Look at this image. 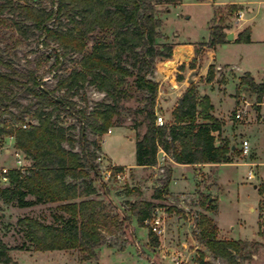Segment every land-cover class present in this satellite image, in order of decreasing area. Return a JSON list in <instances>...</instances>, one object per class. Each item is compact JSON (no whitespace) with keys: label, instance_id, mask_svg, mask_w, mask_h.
Listing matches in <instances>:
<instances>
[{"label":"trees","instance_id":"16d2710c","mask_svg":"<svg viewBox=\"0 0 264 264\" xmlns=\"http://www.w3.org/2000/svg\"><path fill=\"white\" fill-rule=\"evenodd\" d=\"M181 2L0 0V45L3 44L0 66H7L10 50L37 35L38 46L49 50L44 60H54L52 78L56 80L50 89L43 85L36 70L13 75L0 73V145L4 138H12L14 148L30 164L24 170L8 171V185L0 188V200L5 204L15 203L19 208L52 204L62 212H51L53 224L30 217L18 219L24 241L12 248L0 237V264L13 263L10 257L13 250H78L84 254V260L95 259V251L105 242V233L121 230L124 225H131L133 219L139 227H144L151 219L155 208L151 201L128 202L121 215H109L102 202L88 199L97 193L96 152H101L102 138L111 128H122L130 122L135 133L136 167L157 166L160 151L180 165L232 162L231 153L235 148L216 141L222 123L211 114L213 106L209 97L199 99L193 84L177 100L171 121L162 127L156 125L159 89L154 80L156 65L158 61L171 59L174 48L170 43L157 44L162 38L160 8L166 6L167 12L169 6L176 7ZM5 29H10L12 35L6 37ZM249 35L246 29L239 34L237 42H250ZM226 37L224 29L211 25L208 41L202 47L223 44ZM203 52L204 48L195 51L196 62H201ZM59 66L62 68L58 69ZM214 79V65H210L205 81L210 84ZM242 79L243 85L261 102L264 82L256 83L249 74ZM87 88L103 95L93 107L85 101ZM18 92L31 97L29 106L13 101ZM75 97L83 102V107ZM129 102L136 106L127 107ZM11 104L17 114L10 110ZM4 115L8 118H3ZM64 118L72 119L77 127L65 125ZM140 128H144L143 134L138 132ZM88 132L93 140H89ZM123 171L121 167H113L112 174ZM165 174L154 200L168 195L171 167L165 169ZM136 193L140 194L135 187L127 190V195ZM204 204L208 205L207 210L216 211L210 197L205 198ZM196 227V241L214 260L225 264L250 261L259 246L256 242L218 239V228L206 215H200ZM148 239L151 246L158 245L150 230ZM197 264L209 263L202 254Z\"/></svg>","mask_w":264,"mask_h":264},{"label":"rangeland","instance_id":"374dc122","mask_svg":"<svg viewBox=\"0 0 264 264\" xmlns=\"http://www.w3.org/2000/svg\"><path fill=\"white\" fill-rule=\"evenodd\" d=\"M44 5L48 8L52 7V4ZM247 7L254 10L249 17L253 36L264 40V0H182L178 8L169 6L167 12H165L166 6L160 8L163 26L162 38L157 40V44L174 43L179 39L181 42L193 44L194 52L198 49H206L202 44L208 41L211 25L229 32L248 29L244 26L249 13ZM213 11L216 12L215 16ZM3 33L6 37L12 35L10 29H5ZM37 39L35 35L10 50L11 55L7 56L6 60L7 66H0V73L13 75L36 70L43 85L52 89L56 83L52 78L54 60L52 58L44 60L43 56L47 55L49 50L41 49ZM0 47L2 48L3 44ZM240 55L243 58L242 68H249L254 76L256 73L260 77L264 70V44L257 46L219 44L205 52L200 63L195 61L194 56L188 66L182 64L177 68L178 72H174L176 81L178 78L185 81L189 71L192 73L197 71V75L192 80L198 98L208 95L214 108L212 115L222 123V130L220 135L216 136V141L235 147L234 152L231 153V163L201 164L194 167L180 165L173 170L170 162L160 160L155 169L137 170L135 145L132 139L135 140V133L131 130L129 121L122 128L111 129L112 133L104 137L101 147L113 163L131 169L125 168L123 173L113 175V166L108 159L106 160L102 151L96 152L95 163L99 177L94 181V185L97 193L88 199L102 202L104 211L109 215L115 213L121 215L123 209L127 208L125 204L128 202H153L155 208L152 215H160L164 220V242L177 251L184 250L188 258L187 264H197L202 254L209 264H225L222 260H214L196 241L195 235L198 233L196 221L200 215H206L213 221L218 228L220 240L250 241L259 244L255 254L260 258L254 256L250 261H241V264H264V126H261L264 125V97L258 102L256 95L241 82L244 80L243 76L237 77L230 67L214 66L216 80L210 84L205 81L207 72L204 76H200L198 72L199 68L200 72L206 71L211 64L235 65ZM174 66L173 62L167 64V71L160 66L159 72L164 76H170ZM60 68L62 66L58 67ZM258 69L262 71H257ZM257 72L260 74L258 75ZM160 82L168 93V85H170L168 81H163L160 77ZM260 82H264V77ZM185 84L187 87L191 85L187 82ZM102 98L103 95L92 88L85 90V101L89 107H93ZM30 100L31 97L25 92H18L13 98L14 102L22 106H29ZM74 100L83 107L82 101L76 97ZM126 106L133 108L136 104L129 102ZM10 110L15 114L18 113L13 104ZM30 110H33V106ZM158 114L167 124L170 122L166 110L161 109ZM237 114L241 115L240 119L236 118ZM29 116L30 114L25 119ZM3 118L7 119L8 115H4ZM64 123L77 127V124L69 118H64ZM138 132L143 134L144 128H140ZM87 134L89 140L94 139L89 132ZM245 135L251 138V143ZM244 142L249 146L247 154L242 152ZM18 161L20 164H17ZM29 165V161L14 148V140L4 138L0 145V169L24 170ZM167 167L172 169L168 195H163L161 200H154L155 191L162 187V182L166 178ZM250 170L252 179H248ZM7 185L8 183H0V188ZM102 187L107 189L108 194ZM132 187L137 188L140 194L127 195V190ZM207 197H210L216 205V211L207 210V204L202 206ZM56 207L57 205L48 204L19 208L15 203L5 204L0 200L2 241L12 248L20 246L24 238L17 226V220L30 217L44 224H53L51 212L62 214ZM156 210L158 213L154 214ZM148 230L149 226L139 227L134 219L131 225H124L121 230L112 229L111 233L104 234L105 242L95 251L96 258L91 260H84V254L78 250L50 252L13 250L10 252V257L12 264H170L159 258L163 250L160 248L162 239L158 241L157 246H151ZM259 240L262 241L257 242ZM173 250L170 249L169 254Z\"/></svg>","mask_w":264,"mask_h":264},{"label":"crops","instance_id":"0c3cea01","mask_svg":"<svg viewBox=\"0 0 264 264\" xmlns=\"http://www.w3.org/2000/svg\"><path fill=\"white\" fill-rule=\"evenodd\" d=\"M234 5H236V4H234ZM222 6H224V5H222ZM237 6H239V5H237ZM178 7H179V5L176 6V8H178ZM214 7H218V6H214ZM247 11L249 13H248V15L246 17L244 26H246L249 29V31H250V35H249L250 42H248V43H239V42H237V39H238L239 34H241L244 29H242V30H240L238 32H234V31L229 32V31L224 30V33L226 34V36L229 35V34H232L233 35V38H232V41H228L227 40V37H226L225 42L223 44H220V45L225 46V45H236V44H239V45H246V46L247 45L248 46H257L259 44L260 45L261 44H264V40L259 39V38H255L253 36V32L251 31L250 26H249V17H250L251 14L254 13V10L252 8H250V7H247ZM213 13H214V11H213ZM170 44H173L174 45L173 53H172V58L169 59V60L158 61L157 62V65H156L155 76H154V80L159 85L158 97H157V101H156V113H158V111H160L161 109L166 110V116H167V118H168L169 121H171V111H172L173 107L175 106L177 100L182 96V94L187 89V85L185 84V82L188 83L189 76L192 73V71H189L188 72L187 79H185V81L182 80L180 82V81H176V77L174 75V72H178L177 71V68L180 65H182V64H185L186 66H188V64L192 61V59H194V56H195L194 45L193 44H189L187 42H181L179 39H177V41H175L174 43H170ZM209 50H211V48L204 49L203 55L205 54V52H208ZM203 55H202V57H203ZM242 59H243L242 58V55H240L238 57V59H237V64H235V65H229V64H224V65H220V64L219 65H214V64H211V65H214V66H217V67H230L234 71V74L237 75V77L244 76L245 74H249L250 77L256 83H258V82L261 83L260 80L264 77V70L262 71V70H259L258 69L257 71H262L263 73L261 74L260 77L257 76L256 73H255V76H254L253 73L251 72V70L249 68H242ZM171 62L175 63V66L173 67V69H171V72H172L171 75L170 76H164V75H162L159 72L160 66L167 71V64L169 65V63H171ZM207 69H206V71L200 72V68H199L198 69V72H199L200 76H204V74L207 72ZM259 74H260V72L258 73V75ZM160 77H162L163 81L166 80V81H168V84H170V85H168V90H169L168 93L165 92V88H162V83L160 82ZM214 80H216V79H214ZM206 96H208V95H206ZM212 112H213V110H212ZM212 112H211V114H212ZM261 126H264V125H261ZM111 129H113V128H111ZM111 129H110V133H107V134H105L103 136L102 143H103L104 137L106 135H109V134L112 133ZM247 138L250 140V143H251V141H252L251 138H249V137H247ZM132 139L134 141V138H132ZM101 151H102V154L104 155V157L107 160L108 157L103 152L102 147H101ZM158 157H159L158 162L160 163V160H162V154L160 153ZM163 159H164L163 161H168V162H170L172 164L173 170H175L178 166H180V164H175L169 157H164ZM108 162H110V164L113 167H121L123 169L130 168V167L119 166V165L113 163L110 159H108ZM181 166H183V165H181ZM187 166H190V165H187ZM194 166H197V165H194ZM194 166H190V167H194ZM155 167L144 168V167H136L135 166V168L137 170L138 169H155ZM170 188H171V186H170ZM263 215H264V213H263ZM261 241L262 240H259L257 242H261ZM246 242H250V241H246ZM256 255L257 254H254L252 256V258L254 256H256ZM256 257H259L260 258L259 255L256 256Z\"/></svg>","mask_w":264,"mask_h":264},{"label":"built area","instance_id":"2783aa9c","mask_svg":"<svg viewBox=\"0 0 264 264\" xmlns=\"http://www.w3.org/2000/svg\"><path fill=\"white\" fill-rule=\"evenodd\" d=\"M241 18V14H239ZM241 115L237 114L236 118L240 119ZM166 124L164 121L163 117L160 116L158 113H156V125L159 127H162ZM25 128V126H24ZM108 133H110V130H108ZM249 151V146L247 142H244L242 145V152L244 154H247ZM162 154V161L164 160V157H167L163 152H159V154ZM101 160V159H99ZM17 164H20V161L17 162ZM8 169L2 168L0 169V183H8V178H7V173ZM110 174L108 173V177ZM253 175L251 170L248 172V179H252ZM158 210L154 212V214H157ZM145 225L149 226V230L151 231L152 235L155 236L158 241H163L160 245V248H163V250L160 253V259L161 260H166L170 264H187L188 263V258L185 256V252L183 251H177L175 248H172L169 246L167 243L164 242V237H165V225H164V220L162 216L160 215H152L150 220H147L145 222ZM195 226V225H194ZM170 249H174L171 254H169ZM186 250V247H185ZM206 261V260H205Z\"/></svg>","mask_w":264,"mask_h":264},{"label":"water","instance_id":"95a60500","mask_svg":"<svg viewBox=\"0 0 264 264\" xmlns=\"http://www.w3.org/2000/svg\"><path fill=\"white\" fill-rule=\"evenodd\" d=\"M232 38H233V35H232V34L227 35V40H228V41H232ZM196 75H197V71L191 73V75L189 76V79H188V83H189V84H193V80H192V78H193L194 76H196ZM232 148L234 149V146H233Z\"/></svg>","mask_w":264,"mask_h":264},{"label":"bare ground","instance_id":"6f19581e","mask_svg":"<svg viewBox=\"0 0 264 264\" xmlns=\"http://www.w3.org/2000/svg\"><path fill=\"white\" fill-rule=\"evenodd\" d=\"M178 58V57H177Z\"/></svg>","mask_w":264,"mask_h":264}]
</instances>
